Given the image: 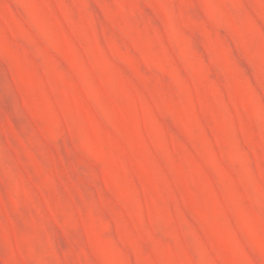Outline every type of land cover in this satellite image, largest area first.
<instances>
[{"label": "rangeland", "instance_id": "obj_1", "mask_svg": "<svg viewBox=\"0 0 264 264\" xmlns=\"http://www.w3.org/2000/svg\"><path fill=\"white\" fill-rule=\"evenodd\" d=\"M0 264H264V0H0Z\"/></svg>", "mask_w": 264, "mask_h": 264}]
</instances>
